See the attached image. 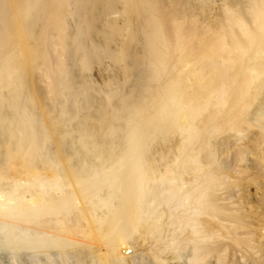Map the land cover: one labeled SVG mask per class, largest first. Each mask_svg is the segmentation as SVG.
Listing matches in <instances>:
<instances>
[{"label":"bare ground","instance_id":"6f19581e","mask_svg":"<svg viewBox=\"0 0 264 264\" xmlns=\"http://www.w3.org/2000/svg\"><path fill=\"white\" fill-rule=\"evenodd\" d=\"M0 264H264V0H0Z\"/></svg>","mask_w":264,"mask_h":264},{"label":"rangeland","instance_id":"374dc122","mask_svg":"<svg viewBox=\"0 0 264 264\" xmlns=\"http://www.w3.org/2000/svg\"><path fill=\"white\" fill-rule=\"evenodd\" d=\"M252 190H254V189H252Z\"/></svg>","mask_w":264,"mask_h":264}]
</instances>
